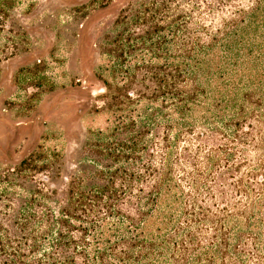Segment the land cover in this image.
I'll return each instance as SVG.
<instances>
[{"label":"trees","instance_id":"1","mask_svg":"<svg viewBox=\"0 0 264 264\" xmlns=\"http://www.w3.org/2000/svg\"><path fill=\"white\" fill-rule=\"evenodd\" d=\"M130 13L111 131L1 179L0 264H264V0Z\"/></svg>","mask_w":264,"mask_h":264},{"label":"rangeland","instance_id":"2","mask_svg":"<svg viewBox=\"0 0 264 264\" xmlns=\"http://www.w3.org/2000/svg\"><path fill=\"white\" fill-rule=\"evenodd\" d=\"M142 1L25 0L13 12L0 36V188L25 159L69 161L111 131L107 52L118 20Z\"/></svg>","mask_w":264,"mask_h":264}]
</instances>
